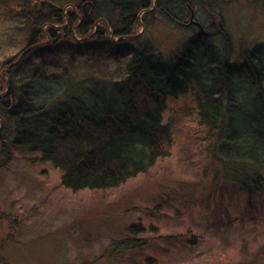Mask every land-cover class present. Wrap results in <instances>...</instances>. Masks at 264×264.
I'll list each match as a JSON object with an SVG mask.
<instances>
[{"label": "trees", "instance_id": "16d2710c", "mask_svg": "<svg viewBox=\"0 0 264 264\" xmlns=\"http://www.w3.org/2000/svg\"><path fill=\"white\" fill-rule=\"evenodd\" d=\"M224 3L0 0L12 22L6 51L20 50L2 61L8 78L0 70V156L11 160L14 146L35 154L74 193L114 190L171 155L164 112L170 101L191 96L199 125L219 132L218 160L241 169L228 172L231 180L249 200L264 192V49L243 48L232 61ZM158 21L194 30L171 52L168 76L162 54L142 39ZM127 229L130 237L112 253L144 245L135 236L140 223Z\"/></svg>", "mask_w": 264, "mask_h": 264}, {"label": "rangeland", "instance_id": "374dc122", "mask_svg": "<svg viewBox=\"0 0 264 264\" xmlns=\"http://www.w3.org/2000/svg\"><path fill=\"white\" fill-rule=\"evenodd\" d=\"M223 13L232 61L243 48L264 49V0H226ZM11 25L0 9L2 73L3 59L20 52L6 51ZM193 33L158 21L142 39L162 54L168 76L171 52ZM164 121L171 155L114 190L74 193L37 155L14 146L11 160L0 156V264H264V192L249 200L231 180L241 169L218 160L219 132L199 125L191 96L170 101ZM139 223L144 245L112 253Z\"/></svg>", "mask_w": 264, "mask_h": 264}, {"label": "bare ground", "instance_id": "6f19581e", "mask_svg": "<svg viewBox=\"0 0 264 264\" xmlns=\"http://www.w3.org/2000/svg\"><path fill=\"white\" fill-rule=\"evenodd\" d=\"M150 10H151V9H150ZM143 13H144V12L141 13L140 17L143 15ZM194 22H196V21H194ZM197 23H199V22H197ZM144 31H145V26H144V23H142V27H141L139 33L142 34ZM44 43L49 44V43H51V40H48V42H42V43H40L39 45H42V44H44ZM33 47H34V46H31V47L25 49V50H24L25 55L28 54V53L33 49ZM6 75H7V74H6Z\"/></svg>", "mask_w": 264, "mask_h": 264}, {"label": "water", "instance_id": "95a60500", "mask_svg": "<svg viewBox=\"0 0 264 264\" xmlns=\"http://www.w3.org/2000/svg\"><path fill=\"white\" fill-rule=\"evenodd\" d=\"M192 22H194V20L192 19ZM196 25H198L199 27H201L200 23L194 22ZM25 55V52H23V54L20 56L19 60H17V62H15V64H17Z\"/></svg>", "mask_w": 264, "mask_h": 264}]
</instances>
